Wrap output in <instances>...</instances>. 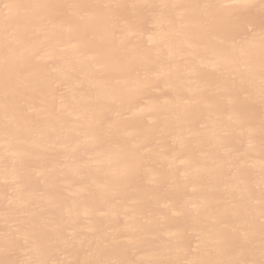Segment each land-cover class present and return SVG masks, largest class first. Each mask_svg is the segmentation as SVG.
<instances>
[{
  "label": "bare ground",
  "instance_id": "obj_1",
  "mask_svg": "<svg viewBox=\"0 0 264 264\" xmlns=\"http://www.w3.org/2000/svg\"><path fill=\"white\" fill-rule=\"evenodd\" d=\"M262 260L261 0H0V264Z\"/></svg>",
  "mask_w": 264,
  "mask_h": 264
},
{
  "label": "snow or ice",
  "instance_id": "obj_2",
  "mask_svg": "<svg viewBox=\"0 0 264 264\" xmlns=\"http://www.w3.org/2000/svg\"><path fill=\"white\" fill-rule=\"evenodd\" d=\"M261 5H262V7H264V0H261ZM260 264H264V260H262V261L260 262Z\"/></svg>",
  "mask_w": 264,
  "mask_h": 264
}]
</instances>
